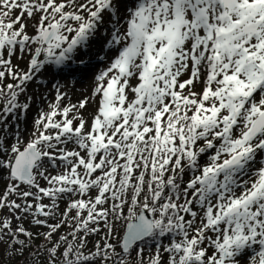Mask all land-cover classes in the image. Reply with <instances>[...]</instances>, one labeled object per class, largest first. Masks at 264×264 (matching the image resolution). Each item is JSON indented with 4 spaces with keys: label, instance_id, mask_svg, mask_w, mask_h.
I'll list each match as a JSON object with an SVG mask.
<instances>
[{
    "label": "snow or ice",
    "instance_id": "snow-or-ice-1",
    "mask_svg": "<svg viewBox=\"0 0 264 264\" xmlns=\"http://www.w3.org/2000/svg\"><path fill=\"white\" fill-rule=\"evenodd\" d=\"M105 13L92 123L90 97L62 106L57 86L23 150L0 141V264H246L253 244L264 264V162L250 172L264 156V0H132L123 16L118 0H0V125L44 71L87 68ZM164 237L145 260L140 243Z\"/></svg>",
    "mask_w": 264,
    "mask_h": 264
},
{
    "label": "rangeland",
    "instance_id": "rangeland-1",
    "mask_svg": "<svg viewBox=\"0 0 264 264\" xmlns=\"http://www.w3.org/2000/svg\"><path fill=\"white\" fill-rule=\"evenodd\" d=\"M119 2V8L121 15L123 16L124 14V8L126 7H131L132 6V0H118ZM15 14V13H14ZM105 18V23L101 28V31L98 33L96 39H106L110 38V32L112 27H116L115 24L109 21L108 14H104ZM29 23V28L28 32L31 35L33 33V28L31 27L32 21H28ZM121 30L126 28L127 26V21L126 19H122L120 22ZM105 36V37H104ZM104 37V38H103ZM88 50V49H86ZM85 50V51H86ZM109 53V52H108ZM79 55V54H77ZM13 63L18 64L20 68L27 70V58L25 59H16L15 57L13 58ZM86 70L82 64L79 63L78 60H73L68 67H65L63 71H44L46 73L44 79L46 81L53 79L54 81L51 84H44V85H37L35 82H31L28 87L26 93L22 94L20 97V103L25 102V96L29 97L27 100V103H29L30 107L26 112H18L10 116L7 120V123L3 126V131L2 137L0 141L4 142L5 148H10L13 145L17 144V139L19 140V147L21 150L26 146V144L32 139V133L34 131V121L35 119L38 118L39 114L42 112H47L50 110V106L55 103L56 100V93H57V86H59V90L63 93H66L65 99L61 102L62 106H67L71 104H78L80 100L90 97L88 105H86L85 109L81 110L83 113V117L88 121V124L90 125L92 123V118L93 116L97 113L98 107H99V100L100 97L95 95L93 92L94 89V77L90 80L89 83L82 82L83 85L78 86V82L76 81V75L74 72H82V70ZM105 70V69H103ZM102 70V71H103ZM186 77H182L184 79ZM89 81V80H88ZM14 81H11L10 79L5 80V83H9ZM138 83V80L133 77L132 80L130 81V86H135ZM202 85L198 84L195 87V91L199 92L201 91ZM56 90V92H55ZM134 94L132 92H128V99L129 101L133 100ZM59 119V117H58ZM87 127V126H86ZM203 142H201L202 144ZM208 155L205 154L202 159H201V164H205L208 162ZM264 162V156H258L257 161L252 165V168L250 169V172L254 171L257 169L261 163ZM57 169V170H56ZM56 169H51L49 168V171L55 175L58 173L63 172L62 167H58ZM39 183L41 184L42 187H48L47 182L43 179L38 177ZM8 176L7 173L3 174L2 177H0V194H2L5 191V185L8 183ZM24 187V186H22ZM96 194V190L94 189L90 195L94 196ZM10 198H15V197H10ZM68 197H65L63 201L59 202V211L63 212V210L66 207V202L68 201ZM17 202H20L19 200ZM44 203H50V201L45 198ZM4 218H9L12 219L11 214L8 212L7 209L5 210H0V219ZM31 216L28 217V220L22 221L24 226L28 228L30 231L33 233H41V232H46L47 228L44 226H36L29 221H31ZM50 223H55L56 220L50 219ZM16 221L13 220V227L16 226ZM68 231L67 227H64L60 230L59 235H63ZM103 235V232L96 236H92L89 238V247L93 243H95L97 240L100 239V237ZM117 236H119V233H117ZM23 238V237H21ZM168 243L164 244V246H167ZM142 244V242L140 243ZM159 244V243H158ZM158 244L155 245L150 252L144 251L143 255L145 257V260H147L150 256H152L155 252L156 247H158ZM160 246V244H159ZM140 248H142L140 246ZM144 249V248H142ZM145 250V249H144ZM260 246L253 244L251 245L245 253V258H246V264H258L259 252ZM211 251V250H210ZM165 260H167V254H164ZM4 259L7 260V256H4Z\"/></svg>",
    "mask_w": 264,
    "mask_h": 264
},
{
    "label": "bare ground",
    "instance_id": "bare-ground-1",
    "mask_svg": "<svg viewBox=\"0 0 264 264\" xmlns=\"http://www.w3.org/2000/svg\"><path fill=\"white\" fill-rule=\"evenodd\" d=\"M119 26L120 28L121 26L123 27V25H119ZM104 44H105L104 39L99 38L96 39V41L91 45L90 48H88V50H86L87 55H85L84 57V60L87 62L88 65L86 70H82V72L80 71L74 72V74L76 75V81L78 82V86L83 85L82 82L90 84V80L93 77H95L99 72H101L103 69H106V67L110 64L111 62L110 52L106 55V52H108V50L107 49H105V51L101 50ZM45 75L46 73L43 72L40 78L35 80L34 82L37 85L51 84L54 80L50 79L46 81L44 79Z\"/></svg>",
    "mask_w": 264,
    "mask_h": 264
},
{
    "label": "trees",
    "instance_id": "trees-1",
    "mask_svg": "<svg viewBox=\"0 0 264 264\" xmlns=\"http://www.w3.org/2000/svg\"><path fill=\"white\" fill-rule=\"evenodd\" d=\"M2 131H3V126H1V128H0V135H2ZM2 137H0V139H1ZM257 161V160H256ZM255 161V162H256ZM69 230V229H68ZM39 233V232H38ZM41 233H43V232H41ZM67 233V232H66ZM66 233H64V234H66ZM63 234V235H64ZM172 239V237H164V238H157V240H155V241H153V240H148L146 243L145 242H142V244H140V246L142 247V248H144L145 250V252L146 251H148V252H150L151 251V249L155 246V245H157L158 243L160 244V246H159V244H158V247H161V249H162V247H163V245L164 244H166V243H168V241H170ZM45 242H44V240H43V238L42 237H40V238H37L36 240H35V245H43ZM27 255V254H26Z\"/></svg>",
    "mask_w": 264,
    "mask_h": 264
}]
</instances>
